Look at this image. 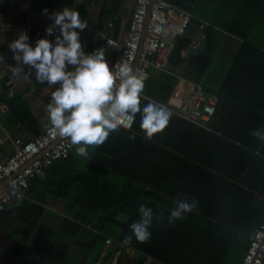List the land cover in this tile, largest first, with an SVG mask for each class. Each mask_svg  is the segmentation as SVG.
Instances as JSON below:
<instances>
[{"label":"trees","instance_id":"obj_1","mask_svg":"<svg viewBox=\"0 0 264 264\" xmlns=\"http://www.w3.org/2000/svg\"><path fill=\"white\" fill-rule=\"evenodd\" d=\"M171 1L190 11L192 20L186 33L175 38L167 71H151L144 87L150 99L141 100V107L148 102L168 104L181 76L217 95L209 126L171 110L165 128L147 138L137 115L130 128L122 126L104 145L88 146L86 156L74 148L44 175L33 176L26 196L0 209V228L14 224L8 237L32 235L36 257L20 264H96L107 236L134 249L138 259L150 257L155 264L242 263L251 233L264 221V140L252 135L253 129H264V46L253 41L252 32L261 24L254 19L251 29L236 30V14L222 25L200 19L194 12L196 0ZM203 21L208 23L205 52L183 55ZM218 27L243 41L220 85L209 90L205 78ZM18 100H6L9 123L28 120ZM54 197L69 201L72 219L78 222L75 229L67 216L48 205ZM177 199L192 202L193 210L169 222ZM140 203L150 205L160 218L153 220L148 240L133 237L125 243L129 224L139 218ZM68 227L75 234L72 247L49 240L62 229L69 232Z\"/></svg>","mask_w":264,"mask_h":264},{"label":"clouds","instance_id":"obj_2","mask_svg":"<svg viewBox=\"0 0 264 264\" xmlns=\"http://www.w3.org/2000/svg\"><path fill=\"white\" fill-rule=\"evenodd\" d=\"M50 21L45 35L33 43L28 31L21 28L7 43L11 59V71L29 80L33 77L49 85H58L51 92L47 105L51 125L61 137L75 146V152L86 156L88 146L104 145L110 135L117 133L137 115L140 127L147 138L163 130L169 123L171 109L158 102H148L141 107L144 94V78L134 74L127 64L116 69L106 57L103 46L86 50L81 30L88 21L71 7L41 9ZM3 57H0L2 59ZM252 135L264 140V129L252 130ZM11 191L17 200L23 198L17 181L11 182ZM193 203L177 199L168 213L172 222L183 218L193 210ZM139 218L129 224L130 233L125 243L133 237L146 241L151 236L150 226L160 214L145 203L138 206Z\"/></svg>","mask_w":264,"mask_h":264},{"label":"crops","instance_id":"obj_3","mask_svg":"<svg viewBox=\"0 0 264 264\" xmlns=\"http://www.w3.org/2000/svg\"><path fill=\"white\" fill-rule=\"evenodd\" d=\"M0 0V103L5 104V109L0 113V159L4 160L15 151V139L29 140L37 136V132L45 129L51 122L48 116L47 105L51 100V92L58 85H49L32 79L26 80L11 71L10 65L15 62L11 59V52L7 43L12 39L19 28L24 25H40L50 23L48 17L41 12L45 6L52 9L71 7L77 9L81 17L88 21V26L81 30V39L86 50H91L99 44V33L107 29L112 22L111 33L113 36H124L129 30L132 14L134 12V0ZM253 8L257 9L253 11ZM202 19L203 17H199ZM205 19V18H204ZM264 26V0H236V30L248 29L253 23ZM215 37L216 47L212 63L205 78L206 88H217L232 63L238 48L243 41L239 35L228 33L223 28H217ZM251 29V27H250ZM253 30V29H252ZM253 41H258L264 46V33L257 34L253 30ZM264 32V30H262ZM186 52H183L185 55ZM107 60L114 64L116 56L106 53ZM218 72V73H217ZM179 85L177 78L174 90L168 104L183 106L187 103L194 89L193 82L183 81L180 87L181 94H175ZM211 90V89H209ZM19 97V108L27 109L28 120L18 118L14 123L7 119L9 108L6 100ZM6 99V100H5ZM237 119V117H236ZM4 121V122H3ZM64 199L54 197L49 199L48 205L57 208V201ZM52 206H51V205ZM52 207V208H53ZM115 239V238H114ZM116 240V239H115ZM36 257L32 256V259ZM27 260V259H26ZM96 264H150V257L138 259L134 249L122 245L104 247Z\"/></svg>","mask_w":264,"mask_h":264},{"label":"built area","instance_id":"obj_4","mask_svg":"<svg viewBox=\"0 0 264 264\" xmlns=\"http://www.w3.org/2000/svg\"><path fill=\"white\" fill-rule=\"evenodd\" d=\"M134 1V12L127 34L113 36L110 31L113 26L111 22L107 29L100 31L99 44L106 49L107 54L116 56L113 65L117 70L121 64H127L134 74L144 78L145 87L153 69L167 71L166 64L174 47L175 38L186 33L192 20V13L177 6L171 0ZM47 24H28L21 26L19 30L26 29L34 43L39 36L45 35L44 30ZM146 24L147 31L139 54L142 33ZM207 25L205 21L201 23L190 45L198 46L199 37L206 39ZM183 52L187 53V50ZM178 80L179 83L193 82L181 76H178ZM193 84L194 89L185 105H165L182 117L208 127L216 112L218 97L207 91L203 83L193 82ZM181 91L180 89L177 93L178 96ZM144 99H150L145 92L141 100ZM5 107V104L0 103V113ZM133 121L134 118L124 127L130 128ZM74 148L75 146L68 138L61 137L51 123L42 129L40 134L29 140L16 138L14 153L4 160L0 159V209L5 208L17 198L10 187L13 180L17 181L18 191L26 196L30 179L35 175H44L49 165L55 160L66 158ZM15 172H18L17 175L11 178ZM116 244L122 245L123 243L116 241L112 236L106 237L105 247H112ZM150 264H155L152 258H150ZM241 264H264V221L259 223L251 233L248 249Z\"/></svg>","mask_w":264,"mask_h":264},{"label":"rangeland","instance_id":"obj_5","mask_svg":"<svg viewBox=\"0 0 264 264\" xmlns=\"http://www.w3.org/2000/svg\"><path fill=\"white\" fill-rule=\"evenodd\" d=\"M194 12L199 17L214 20L222 25L223 23L228 24L236 14V0H196ZM262 30H264L263 25L258 27L257 34H263L264 32H262ZM220 74L222 76H220ZM217 75H219L221 79L224 77L222 71ZM56 205L58 209L54 208L52 205L51 206L64 216H67L70 226L75 229L78 222L72 219L74 211L71 210L69 201L61 199L57 201ZM13 227L14 224L8 222L0 228V264H20L23 260L32 259V235L28 233L19 239L8 237L7 234ZM69 230L71 233L70 231L68 232V229H62L61 233H57L55 236H49L48 238L49 240L56 239L72 247L75 234H73V230L70 228ZM115 232L118 231L115 230Z\"/></svg>","mask_w":264,"mask_h":264},{"label":"water","instance_id":"obj_6","mask_svg":"<svg viewBox=\"0 0 264 264\" xmlns=\"http://www.w3.org/2000/svg\"><path fill=\"white\" fill-rule=\"evenodd\" d=\"M154 0H151V2H153ZM152 8V4L150 6V9ZM149 19V15H148V18L147 20ZM146 31H147V24L143 30V33H142V41H141V46H140V50H139V54L141 52V49H142V46H143V41H144V37L146 35ZM198 41H199V44L198 46H193V45H190L187 49V53L188 54H191V55H200L202 53L205 52L206 48H207V41L205 38H202V37H199L198 38ZM19 172V171H18ZM18 172H15L11 178L15 177L17 175Z\"/></svg>","mask_w":264,"mask_h":264}]
</instances>
